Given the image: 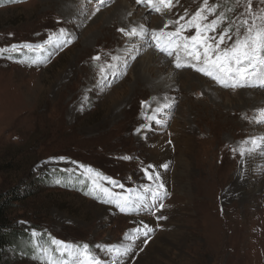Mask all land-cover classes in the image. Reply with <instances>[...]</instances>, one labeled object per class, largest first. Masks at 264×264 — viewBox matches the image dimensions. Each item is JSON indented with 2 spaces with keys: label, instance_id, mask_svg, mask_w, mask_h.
Here are the masks:
<instances>
[{
  "label": "rangeland",
  "instance_id": "rangeland-1",
  "mask_svg": "<svg viewBox=\"0 0 264 264\" xmlns=\"http://www.w3.org/2000/svg\"><path fill=\"white\" fill-rule=\"evenodd\" d=\"M118 1L65 0L74 17L68 18L55 0H0V196L28 192L9 219L33 250L5 248L1 264H44V249L59 264H83L84 245L100 264H264V82L224 87L190 67L176 68L177 54L181 63H194L182 49L172 56L157 50L153 32H175L204 0H171L169 7L129 0L135 8L127 18L146 21L113 20L104 28L95 18ZM206 7L215 10L202 13L203 23L221 18L209 36L229 29L232 39L222 47L234 42L238 27L244 35L242 21L259 23L264 15V0H251V14L249 0H208ZM101 26L96 39L84 40ZM132 27L137 35L130 37ZM194 34L193 27L180 35ZM151 52L169 67L153 85L137 84L141 56ZM171 69L185 75L173 96L161 92L175 83ZM151 105L162 106L154 119L144 117ZM174 139L190 145L188 168L176 166ZM162 146L170 157L160 155ZM246 153L253 162L244 171ZM88 168L123 185L104 183L136 200L133 208L121 212L103 194H88L95 179ZM240 172L249 181L246 195L234 188ZM159 184L161 198L153 200L144 188ZM144 225L152 229L147 235ZM52 240L68 251L57 253Z\"/></svg>",
  "mask_w": 264,
  "mask_h": 264
},
{
  "label": "snow or ice",
  "instance_id": "snow-or-ice-1",
  "mask_svg": "<svg viewBox=\"0 0 264 264\" xmlns=\"http://www.w3.org/2000/svg\"><path fill=\"white\" fill-rule=\"evenodd\" d=\"M146 2L150 6L154 3V0H136L137 4ZM161 5L169 7L171 5V0H158ZM205 6L198 9L194 15L186 22V24L180 25V27L175 32L165 33L163 30L159 33L153 32L152 40L155 41V45L158 51L166 53L168 56L173 55V51L177 53L182 49L187 56L194 61V63L183 64L181 63V57L177 54L175 60V67H190L193 70L202 73L205 76L211 77L217 83H220L224 87L231 86L244 87L249 86L251 81L259 80L264 82V15H261L259 23H257V18L253 17L251 23L245 19L242 21V25L246 27V31L243 36L239 33V27L237 28V38L230 45L222 47L225 44V39L231 40L232 37L228 35L229 29H224L219 33L218 38L215 36H209V32H215L217 25L219 24L221 18L218 17L211 21V23L205 24L204 20L207 19L206 16L202 15L203 12L211 13L215 8L206 7L208 0H204ZM160 9L157 8L156 11ZM248 13L251 14V0H249V7L247 9ZM184 17H180L183 20ZM168 25H165L167 28ZM195 28V34L191 36L181 37V32L186 30V28ZM118 31L124 32V29H118ZM64 30L61 29V34L63 35ZM128 36H136L137 30L133 28L131 32L125 33ZM164 37H167L166 43H162ZM66 43L70 41H65ZM93 59H99V57H94ZM115 59V57H114ZM103 71V69H101ZM154 111H159L156 109ZM264 115V111H262ZM149 119H154V117H149ZM139 131V129H138ZM251 143L256 145L257 141L252 140ZM123 159L127 160L129 157L125 156ZM75 163V162H74ZM151 167V166H150ZM87 172L89 174H94L95 179L91 180L92 189L88 193L95 196L97 193L103 194L106 198L105 202L115 205L120 209L121 212L130 211L136 200H133L130 196H124L118 193L112 192L108 187L104 186V183L119 186L123 188V185H118V182L103 176L102 173L95 172L93 169L88 168ZM145 175L148 179H152V176L148 174L145 170ZM159 180V176L155 177ZM164 188L163 184L158 185V190L153 191L151 188L145 186L144 192L150 193L153 200H158L161 198V191ZM137 200L143 199V197H137ZM164 206L160 204L162 209ZM158 219H164L163 216L158 217ZM136 232H141V229H135ZM152 229L147 225H144V234L151 232ZM52 245L57 253L63 255L67 252L69 246L64 244V242L52 240ZM109 251H113L111 248ZM119 254L120 250H115ZM127 251V249H125ZM45 262L44 264H59V261L52 255H49L47 249H44ZM83 258V264H100V261L95 257L91 256L88 252V246H83V251L79 253Z\"/></svg>",
  "mask_w": 264,
  "mask_h": 264
},
{
  "label": "bare ground",
  "instance_id": "bare-ground-1",
  "mask_svg": "<svg viewBox=\"0 0 264 264\" xmlns=\"http://www.w3.org/2000/svg\"><path fill=\"white\" fill-rule=\"evenodd\" d=\"M57 1V3L59 2L60 5L59 8H62V7H67L68 9V13L70 14V8L68 6H66L65 4H67L65 2V0H55ZM62 1V2H61ZM111 2V1H110ZM62 5V6H61ZM134 7V6H132ZM131 7V4L129 2V0H119L117 3H116V6L114 8V10H110V11H107L103 14H99L95 20L97 19H100L101 18V24L104 26L105 28V24L109 23L111 24V21L113 20H116L118 21L119 23L120 22H123L124 24L126 23L127 19L130 20V21H135V25H138L139 23H144L146 21V17H142L138 19V22L137 20H135V17L134 18H127L128 15H130V13H132L133 9ZM135 8V7H134ZM103 15V16H102ZM68 18H74L73 17V13L70 14V16L67 14ZM137 18V17H136ZM103 26H101V29L99 31L96 32V34L92 35L90 38L88 39H84V40H91V39H96L97 36L99 34H102L103 33ZM131 26H133L131 24ZM121 27V25L119 26ZM136 27V26H135ZM103 28V29H102ZM127 29V28H126ZM133 29V27H132ZM87 38V37H86ZM125 41V40H124ZM86 44V43H84ZM141 51H147V49L143 46V44H141ZM89 46V45H88ZM87 47V45L84 46V48ZM129 48L130 46L126 47V48H123L121 50V55L123 57H125L127 55V53H129ZM85 50V49H84ZM132 53H135V50L132 52ZM142 57V61L140 64H138V69H137V79H136V82L137 84H143V83H147L149 85H153L154 82L157 80V77L159 76H162L160 75L162 73V71L164 70L163 69V65L166 67L168 66L169 67V64L167 63V61H164L165 63L161 65V63L163 61H161L160 57H158L157 55L155 56L153 52L151 53H146V55L144 56H141ZM122 61V60H121ZM172 73V78L175 77V83H173V85L169 86V83H165L163 84V90H161L162 93H164V95L167 93V95L169 96H173L175 93L174 92H170L171 89H174L177 85H178V82L182 81L184 78L182 77H185V75H180L177 71H173V69L170 70ZM192 78H195L197 81H200V77L196 76L195 74H192L190 73ZM176 75V76H175ZM165 79H162L160 80V82L164 81ZM151 81V82H149ZM174 81V80H173ZM184 81V80H183ZM188 81H190L189 78H186V82L188 83ZM204 84V83H203ZM146 85V84H145ZM144 85V86H145ZM210 85V84H209ZM140 87V86H139ZM147 87V86H146ZM144 88V87H143ZM207 89V88H206ZM150 90V89H149ZM243 93V92H242ZM252 95L253 93L255 92H251ZM154 94V93H152ZM244 94H247L246 92H244L242 95ZM212 95V94H211ZM241 94H239L240 96ZM154 96V95H153ZM214 96V95H213ZM212 96V97H213ZM223 96V95H222ZM218 97V96H217ZM216 98V96H215ZM158 99V98H157ZM167 101V100H166ZM170 101V100H169ZM79 102V101H78ZM162 102V101H161ZM80 103V102H79ZM163 103V102H162ZM161 104V103H160ZM202 105V104H200ZM203 106V105H202ZM160 107H162L161 105L158 106L157 108L159 109ZM216 110H221V108L215 106ZM210 109V108H209ZM223 109V108H222ZM215 110V111H216ZM207 111V110H206ZM214 111V112H215ZM154 112V108L153 106L151 105L149 109H146L145 110V114H144V117L145 118H149L151 117V114ZM203 112V111H202ZM213 111H211L210 113L211 114H214ZM216 114V113H215ZM181 139H174L175 141V146H174V150L177 152V154H179L180 156V159H176L175 162H176V166L180 167V168H188L189 167V162H188V150L190 149V145H187L188 143L186 142H182L180 141ZM248 148V147H247ZM158 152L160 153V155H163V156H166V157H170V148L167 147V146H162V147H159L158 149ZM247 150V149H246ZM247 152V151H246ZM252 155V154H251ZM179 158V157H177ZM244 164H245V170L248 168L249 165H252L251 162H253V158L251 159L250 157H248V154L246 153L244 158ZM250 167V166H249ZM161 171V170H160ZM249 185V181L246 177H244V175H242V173L240 172L239 174V177L238 179L236 180V182L234 183V188L236 189V191L240 194V195H246L247 194V187ZM189 194V193H187Z\"/></svg>",
  "mask_w": 264,
  "mask_h": 264
},
{
  "label": "trees",
  "instance_id": "trees-1",
  "mask_svg": "<svg viewBox=\"0 0 264 264\" xmlns=\"http://www.w3.org/2000/svg\"><path fill=\"white\" fill-rule=\"evenodd\" d=\"M28 192L16 188L14 191L0 196V264L1 253L5 248L22 251L24 254L32 255L31 246L26 243L24 234L18 232L9 219V212L14 203L23 201Z\"/></svg>",
  "mask_w": 264,
  "mask_h": 264
}]
</instances>
